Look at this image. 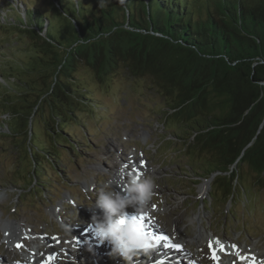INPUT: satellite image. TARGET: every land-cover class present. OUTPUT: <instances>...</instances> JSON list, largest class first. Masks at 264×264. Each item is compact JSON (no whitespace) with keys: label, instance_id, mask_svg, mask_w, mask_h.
I'll use <instances>...</instances> for the list:
<instances>
[{"label":"trees","instance_id":"trees-1","mask_svg":"<svg viewBox=\"0 0 264 264\" xmlns=\"http://www.w3.org/2000/svg\"><path fill=\"white\" fill-rule=\"evenodd\" d=\"M43 1L36 8L18 0L21 15L12 4L1 6L13 19L8 27L34 41L45 71L38 86L17 81L19 102L3 99L9 110L1 124L9 137L29 135L35 114L47 109L39 121L54 148L39 154L56 170L59 147L77 158L78 143L66 135L73 120L79 123L76 108L98 107L75 73L85 64L101 82L121 65L133 76H149L152 88L171 97L167 116L184 127L188 137L181 139L199 156L185 178L200 183L213 176L210 190L228 201L244 164L264 186V0ZM12 59L35 71L32 61ZM35 156L32 174L49 183Z\"/></svg>","mask_w":264,"mask_h":264},{"label":"rangeland","instance_id":"rangeland-1","mask_svg":"<svg viewBox=\"0 0 264 264\" xmlns=\"http://www.w3.org/2000/svg\"><path fill=\"white\" fill-rule=\"evenodd\" d=\"M22 1L36 8L37 4L44 3L43 0ZM6 4L17 7L19 15L24 11L18 0H0V22H5L0 23V70L12 77L9 80L0 75V259L7 262L6 257L15 260L34 257L38 246L44 247L38 252L39 257L51 254L50 246L58 249L63 236L90 222L89 209L98 193L113 188L122 191L127 184V174L138 167L143 169L134 173L136 177L143 179L151 175L158 185L147 211L155 214L160 228L169 233L177 232L186 252L211 263L204 256L206 242L196 244L194 238L201 226L210 239L212 236L219 241L237 243L241 253L244 248H259L264 257V186L258 182V175L246 165H240L235 195L228 201L210 187L206 193L202 189L212 183L213 176L206 179V183L185 178V170L198 162L199 156L190 149L189 141L181 139L188 137L182 132L184 127L167 116L171 97L152 88L149 76H133L118 65L100 82L89 66L78 67L75 74L83 80L81 85L94 95L98 108H76L79 123L73 120L66 135L78 143V157L68 152L69 149L59 147L56 151L59 159L54 161L57 170L38 152L47 147L50 150L52 146L43 122L39 121L40 115L47 118L45 107L43 112L38 110L35 114L31 124L33 132L9 137L1 124L8 117L3 114L9 110L3 99L19 102L16 97L22 94L17 81L38 86V77L45 71L36 60L39 49L34 48V41L8 27L7 23L13 19L4 10ZM16 56L32 61L35 71L15 59L10 61ZM6 81L9 84H5ZM12 123L16 120L12 119ZM82 136L88 139L85 144L80 140ZM33 153L38 154L35 160L43 170L41 174L51 178L49 183L32 174ZM202 159L207 157L202 156ZM63 241L68 242L67 238ZM66 249L70 248L66 245ZM76 255V251L70 254L71 257ZM243 255L255 257L258 252ZM233 258L230 261L235 260ZM108 259L95 260L96 264H121L115 263L113 257ZM132 262L140 264L136 258Z\"/></svg>","mask_w":264,"mask_h":264},{"label":"clouds","instance_id":"clouds-1","mask_svg":"<svg viewBox=\"0 0 264 264\" xmlns=\"http://www.w3.org/2000/svg\"><path fill=\"white\" fill-rule=\"evenodd\" d=\"M107 2L108 0H100L101 6H105ZM157 187L153 176L146 175L140 179L129 172L127 184L122 191L114 188L108 191L101 190L93 207L89 209L90 223L93 227L92 237L98 244L107 243L110 247L109 254L121 258L125 264H132L135 253L145 250L143 248L145 237L139 224L130 220L121 227L118 221L121 217H130L127 211L129 208L133 209V215L144 211ZM88 250L92 251L91 246Z\"/></svg>","mask_w":264,"mask_h":264},{"label":"bare ground","instance_id":"bare-ground-1","mask_svg":"<svg viewBox=\"0 0 264 264\" xmlns=\"http://www.w3.org/2000/svg\"><path fill=\"white\" fill-rule=\"evenodd\" d=\"M121 157V156H120ZM133 157V156H132ZM140 162V161H139ZM134 165V164H133ZM142 170V169H141ZM140 171V170H139ZM142 172V171H141ZM145 172V171H144ZM104 190V189H103ZM148 209V208H147ZM150 210V209H149ZM64 212V211H63ZM63 212H62V214H63ZM172 213V212H171ZM175 213V212H174ZM176 214H177V212H176ZM169 215V214H168ZM172 215V214H171ZM167 217V216H166ZM83 218V217H82ZM167 219V218H166ZM166 219H165V221H166ZM170 219V218H169ZM161 221V220H160ZM168 221V220H167ZM81 222V221H80ZM86 222V221H85ZM157 222V221H156ZM164 223L165 222H163V225H164ZM169 224V223H168ZM160 225V224H159ZM176 225H178V224H176ZM77 226V225H76ZM168 226V225H167ZM171 226V225H170ZM179 227V226H178ZM150 228V227H149ZM174 231V230H173ZM77 231L75 230V233H74V235H76L77 233H76ZM171 232V231H170ZM176 232V231H175ZM175 232H173L172 234H171V236H173V235H175L176 233ZM197 233H195L196 234V236L194 237L195 239H196V244H202V243H204V241H212V239H210L209 238V235L206 233V231L205 230H203V228L200 226L199 227V229H198V231H196ZM180 234H181V232H180ZM183 235V234H182ZM159 235H157V237H158ZM208 236V237H207ZM181 239V238H180ZM182 239H184V238H182ZM24 241V240H23ZM30 241V240H29ZM183 243H184V241H182ZM29 244V243H28ZM237 244V243H236ZM1 245V244H0ZM38 245V244H37ZM60 246H61V249L63 250V251H66L68 254H73L74 255V251H72V250H70V249H66V245H64L62 242H60V244H59ZM216 245H220V243H218V244H216ZM47 248H48V246H46ZM204 247V246H203ZM1 248V247H0ZM44 248V247H43ZM42 247H40V246H38L37 247V252H39L40 250H42L43 249ZM13 249V248H12ZM200 249V248H199ZM248 249V248H247ZM246 248H244L243 249V251H242V254L243 253H247V254H249V255H253V253L255 252V251H257L258 252V256H255V258H256V263L257 264H264V257H262V254H263V252H260V249L259 248H249L248 250H247ZM264 249V248H263ZM3 250H4V248H3ZM49 250L52 252V253H55L56 251H57V249L53 246V247H51L50 246V248H49ZM262 250V249H261ZM47 251H48V249H47ZM3 252V251H2ZM46 252V251H45ZM15 253V252H14ZM5 254V253H4ZM2 255V254H1ZM14 257V256H13ZM39 259H40V257H38ZM133 259H135V258H133ZM137 260H138V262L139 263H141V261H140V259L141 258H136ZM202 260V259H201ZM205 260V259H204ZM203 260V261H204ZM232 260V259H231ZM260 260V261H259ZM2 262H3V260L2 259H0V264H2ZM259 262V263H258ZM132 264H135L134 262H132ZM223 264H229L228 262L226 263H223ZM248 264H250V262H248Z\"/></svg>","mask_w":264,"mask_h":264},{"label":"snow or ice","instance_id":"snow-or-ice-1","mask_svg":"<svg viewBox=\"0 0 264 264\" xmlns=\"http://www.w3.org/2000/svg\"><path fill=\"white\" fill-rule=\"evenodd\" d=\"M153 210H155V208H153ZM128 219L127 217H121L120 220L118 221L119 226L123 227L126 223H128ZM130 220L134 223H137L139 225H143L144 222H146V218L144 216H136L133 215L130 217ZM160 240L167 242V240L169 239V237L167 236H161L159 237ZM217 243H219V241H217ZM176 248H180L181 245L179 244H175L174 245ZM213 247V244L211 242H209V248L211 249ZM236 246L233 245V248H235ZM144 249L148 248V245L145 244L143 245ZM237 258L241 261V264H245V262H250V264H256V258L254 256H241L239 254H237ZM52 259V258H50ZM213 260H215V256L212 257Z\"/></svg>","mask_w":264,"mask_h":264}]
</instances>
